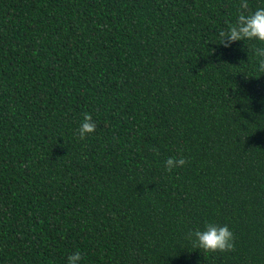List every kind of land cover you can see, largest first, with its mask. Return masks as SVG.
<instances>
[{"label": "trees", "instance_id": "obj_1", "mask_svg": "<svg viewBox=\"0 0 264 264\" xmlns=\"http://www.w3.org/2000/svg\"><path fill=\"white\" fill-rule=\"evenodd\" d=\"M240 4L0 0V264H264L261 45L218 39Z\"/></svg>", "mask_w": 264, "mask_h": 264}, {"label": "clouds", "instance_id": "obj_2", "mask_svg": "<svg viewBox=\"0 0 264 264\" xmlns=\"http://www.w3.org/2000/svg\"><path fill=\"white\" fill-rule=\"evenodd\" d=\"M241 11L236 22L230 25L226 31L221 30L218 33V39L225 47L242 42L248 45L249 42H255L252 52L259 58V70L264 71V7H257L254 10H248L247 0H241ZM97 127L96 121L88 113L84 114L83 120L79 126V136L81 139L88 134L95 132ZM183 157H169L165 161L166 170L171 171L173 168L185 164ZM194 243L199 249L206 252H224L234 247V234L227 224L217 225L207 223L203 229H198L192 233ZM82 256L80 252H74L67 257V264H81Z\"/></svg>", "mask_w": 264, "mask_h": 264}]
</instances>
